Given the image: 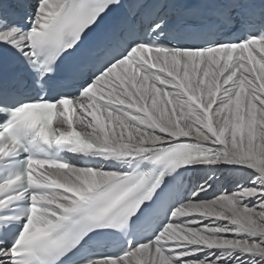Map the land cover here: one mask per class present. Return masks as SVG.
Returning a JSON list of instances; mask_svg holds the SVG:
<instances>
[{
  "label": "snow or ice",
  "instance_id": "1",
  "mask_svg": "<svg viewBox=\"0 0 264 264\" xmlns=\"http://www.w3.org/2000/svg\"><path fill=\"white\" fill-rule=\"evenodd\" d=\"M0 264H264V0H0Z\"/></svg>",
  "mask_w": 264,
  "mask_h": 264
}]
</instances>
